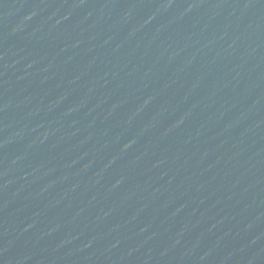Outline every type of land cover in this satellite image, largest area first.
<instances>
[{"label": "water", "instance_id": "obj_1", "mask_svg": "<svg viewBox=\"0 0 264 264\" xmlns=\"http://www.w3.org/2000/svg\"><path fill=\"white\" fill-rule=\"evenodd\" d=\"M0 264H264V0H0Z\"/></svg>", "mask_w": 264, "mask_h": 264}]
</instances>
